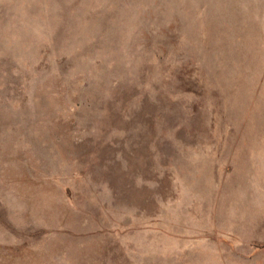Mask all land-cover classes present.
<instances>
[{"label": "rangeland", "instance_id": "374dc122", "mask_svg": "<svg viewBox=\"0 0 264 264\" xmlns=\"http://www.w3.org/2000/svg\"><path fill=\"white\" fill-rule=\"evenodd\" d=\"M0 264H264V0H0Z\"/></svg>", "mask_w": 264, "mask_h": 264}]
</instances>
